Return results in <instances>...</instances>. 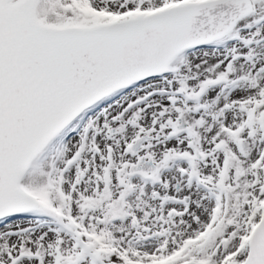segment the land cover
Segmentation results:
<instances>
[{
	"label": "snow or ice",
	"instance_id": "snow-or-ice-1",
	"mask_svg": "<svg viewBox=\"0 0 264 264\" xmlns=\"http://www.w3.org/2000/svg\"><path fill=\"white\" fill-rule=\"evenodd\" d=\"M0 264H264V0H0Z\"/></svg>",
	"mask_w": 264,
	"mask_h": 264
}]
</instances>
